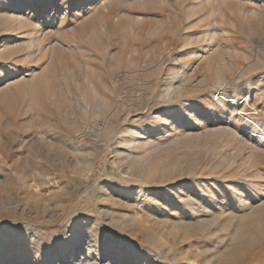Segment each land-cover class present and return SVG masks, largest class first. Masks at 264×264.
Returning <instances> with one entry per match:
<instances>
[{"label":"rangeland","instance_id":"1","mask_svg":"<svg viewBox=\"0 0 264 264\" xmlns=\"http://www.w3.org/2000/svg\"><path fill=\"white\" fill-rule=\"evenodd\" d=\"M264 0H0V264H264Z\"/></svg>","mask_w":264,"mask_h":264},{"label":"built area","instance_id":"2","mask_svg":"<svg viewBox=\"0 0 264 264\" xmlns=\"http://www.w3.org/2000/svg\"><path fill=\"white\" fill-rule=\"evenodd\" d=\"M255 126V130H254V136L256 137H259L260 139L264 140V132L261 128H259L257 125H254Z\"/></svg>","mask_w":264,"mask_h":264},{"label":"bare ground","instance_id":"3","mask_svg":"<svg viewBox=\"0 0 264 264\" xmlns=\"http://www.w3.org/2000/svg\"><path fill=\"white\" fill-rule=\"evenodd\" d=\"M105 264H109V263L107 262V263H105Z\"/></svg>","mask_w":264,"mask_h":264}]
</instances>
